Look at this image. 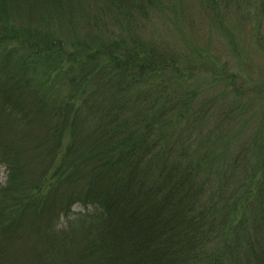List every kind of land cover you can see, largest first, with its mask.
I'll use <instances>...</instances> for the list:
<instances>
[{"label":"trees","instance_id":"1","mask_svg":"<svg viewBox=\"0 0 264 264\" xmlns=\"http://www.w3.org/2000/svg\"><path fill=\"white\" fill-rule=\"evenodd\" d=\"M157 1L0 0V264H264V142H171Z\"/></svg>","mask_w":264,"mask_h":264},{"label":"rangeland","instance_id":"2","mask_svg":"<svg viewBox=\"0 0 264 264\" xmlns=\"http://www.w3.org/2000/svg\"><path fill=\"white\" fill-rule=\"evenodd\" d=\"M233 4L158 0L143 33L166 59L157 89L167 87L161 96L172 98L175 113L183 111L180 120L170 117L171 142L207 157L227 146L228 161L238 151L255 157L264 142V17ZM6 176L0 164V185ZM72 210L84 211L79 204Z\"/></svg>","mask_w":264,"mask_h":264}]
</instances>
